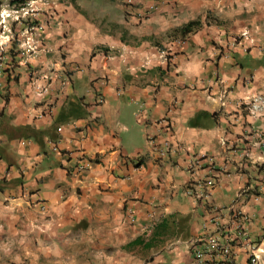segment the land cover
Returning <instances> with one entry per match:
<instances>
[{"label":"crops","instance_id":"crops-1","mask_svg":"<svg viewBox=\"0 0 264 264\" xmlns=\"http://www.w3.org/2000/svg\"><path fill=\"white\" fill-rule=\"evenodd\" d=\"M30 5L33 48L0 16V264H198L211 235L264 264V0Z\"/></svg>","mask_w":264,"mask_h":264},{"label":"rangeland","instance_id":"rangeland-1","mask_svg":"<svg viewBox=\"0 0 264 264\" xmlns=\"http://www.w3.org/2000/svg\"><path fill=\"white\" fill-rule=\"evenodd\" d=\"M1 1V0H0ZM7 10H0L7 41L22 48H33L31 35L36 20L30 17V0H3ZM21 41V42H20ZM24 41V42H23Z\"/></svg>","mask_w":264,"mask_h":264},{"label":"built area","instance_id":"built-area-1","mask_svg":"<svg viewBox=\"0 0 264 264\" xmlns=\"http://www.w3.org/2000/svg\"><path fill=\"white\" fill-rule=\"evenodd\" d=\"M99 101L101 102L102 99L100 98ZM262 105H264V99L261 96H256L252 101L253 109L258 110L262 107ZM170 148H171V143L169 140L166 139L162 142L160 149H159V153L161 155H165L170 150ZM193 165L194 166L198 165L197 161H195ZM84 168H85L84 164H78L76 166V169L78 171ZM200 186H201V188H199L200 194L202 196H208L210 194V189H209L210 185L207 184V188H205V186L203 188L201 184ZM229 246L230 245L228 243H221L219 239H217V237H215L214 235H211L208 237L207 241L204 244L198 245L194 248L195 258L198 264H212L214 251L219 252L220 250H222L225 254H227L230 251ZM260 251L261 249L259 246H253V245L249 246L248 251H247L249 264L258 263ZM225 264H233V263L231 260H229Z\"/></svg>","mask_w":264,"mask_h":264},{"label":"trees","instance_id":"trees-1","mask_svg":"<svg viewBox=\"0 0 264 264\" xmlns=\"http://www.w3.org/2000/svg\"><path fill=\"white\" fill-rule=\"evenodd\" d=\"M198 22L193 20V21H189L188 23L184 24L182 27L179 28V31L181 33H187L188 31H190V29L196 25Z\"/></svg>","mask_w":264,"mask_h":264}]
</instances>
